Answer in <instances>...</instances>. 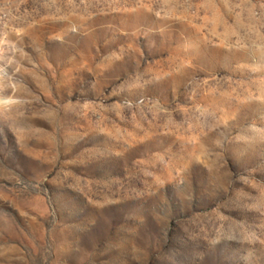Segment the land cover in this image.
I'll list each match as a JSON object with an SVG mask.
<instances>
[{
	"label": "rangeland",
	"instance_id": "1",
	"mask_svg": "<svg viewBox=\"0 0 264 264\" xmlns=\"http://www.w3.org/2000/svg\"><path fill=\"white\" fill-rule=\"evenodd\" d=\"M0 264H264V0H0Z\"/></svg>",
	"mask_w": 264,
	"mask_h": 264
}]
</instances>
